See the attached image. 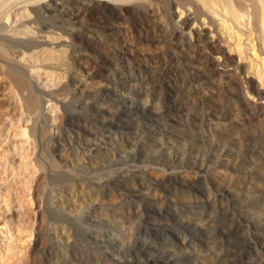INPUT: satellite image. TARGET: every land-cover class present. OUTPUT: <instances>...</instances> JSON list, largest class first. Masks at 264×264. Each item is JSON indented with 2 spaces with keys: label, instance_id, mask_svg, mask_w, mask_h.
Instances as JSON below:
<instances>
[{
  "label": "rangeland",
  "instance_id": "obj_1",
  "mask_svg": "<svg viewBox=\"0 0 264 264\" xmlns=\"http://www.w3.org/2000/svg\"><path fill=\"white\" fill-rule=\"evenodd\" d=\"M202 7L184 38L218 44L207 47L210 72L189 43L156 58L174 54L166 34L196 15L192 5L172 19L150 5L143 21L164 30L160 44L109 48L89 8L75 52L69 35L66 47L21 50L36 120L0 62V264H264V42L225 0ZM95 62L104 77L89 76ZM180 74L189 93L164 97Z\"/></svg>",
  "mask_w": 264,
  "mask_h": 264
},
{
  "label": "bare ground",
  "instance_id": "obj_2",
  "mask_svg": "<svg viewBox=\"0 0 264 264\" xmlns=\"http://www.w3.org/2000/svg\"><path fill=\"white\" fill-rule=\"evenodd\" d=\"M108 1H112L117 5H111ZM216 1L222 0H0V62H4L5 67L3 71L8 74L10 80L15 84V94L21 102V106L30 113V119L32 118L31 115L34 114L36 120L38 115L37 110L41 106L34 91H27L28 82H31V76L29 75V71L24 72L20 67L23 49H32L43 44H53V47H66L68 41L67 35H69L71 41L70 47H72L75 52L77 48H79L78 45H81L79 43H82L84 40L88 41L89 38L81 29V26H83L81 20L83 12L89 8L97 10L99 18L98 20L95 19L94 23L96 24L95 26H98L94 29H97L102 35L99 38L100 42L109 46V48L116 49V44L127 42L128 40L130 41V39L132 43L160 44L164 38L163 34L159 33L161 28L155 24L145 25L150 22L152 17L150 5H153V2L155 5H161L163 11L170 19L173 18L171 10L175 6L185 7L187 5H192L196 9V15L192 18H186L178 26L168 29L169 36L167 35L168 33L166 34L169 40L165 41L167 43L165 47L168 46L174 54L167 50L163 54L158 53L156 55L157 59L161 58V55H164L167 60L174 57L177 59L178 54L176 53L179 45L185 46L189 43L185 41L184 28L189 26L192 20L199 18L201 14L205 13L202 6L211 5V3H215ZM225 3L230 7L228 12L233 20H241L246 14L252 17V33H255L254 38L258 44L261 42L263 43L264 0H225ZM60 5L68 6L63 7L59 11L57 8ZM131 11L136 13L135 17L137 19H142L144 27H140L141 24H131L130 20L132 21L134 17L130 16L129 12ZM157 11L159 12V10ZM18 15L19 20H17ZM143 19L147 20V22L145 23ZM47 32L58 33L60 36L49 38ZM61 35H66L65 40L61 38ZM90 40L91 38L89 41ZM189 45L193 47L192 52L194 56L201 60L200 66L202 70L204 72H210L212 70L213 61L209 53L206 52L207 47L210 50L213 48L219 52L220 49L218 44L214 41H207L204 45L194 42L189 43ZM179 51L180 50H178V53ZM78 56L82 58L84 56L83 52ZM179 63L180 62H178L177 69L183 72L184 69L179 66L182 64ZM84 67L87 73V66L85 65ZM89 67L92 71V73L89 71V76L91 78L95 76L104 77V73L100 70L103 66L100 63L95 62L94 64H90ZM126 75L129 78L127 82H130L131 77L129 74ZM179 76L180 77H175L174 81L168 83L171 88L168 91H164V97L170 94L171 96L175 95L179 97L178 99L181 100L185 93H189L188 85H192L191 79H189L188 76H183V74ZM135 80H139V77H135ZM152 82L155 83L154 80H152ZM34 83L37 84V81ZM124 88V91L128 94L127 91L131 90L132 86H130V83H127ZM166 103L167 101L165 104ZM51 107H53V105ZM51 107L46 110L47 113L50 112ZM53 120L55 121L54 116ZM64 122L65 118H62L60 123L56 125H61ZM29 127L31 135H34L35 124L34 126L31 124L24 127L22 131L23 135L27 134V129ZM36 162L40 166L39 169H47V165H45L46 162H44L41 157H38ZM58 166L61 167L60 164ZM62 170L67 171L65 168ZM75 183H78V181ZM75 187L76 186L73 185L72 189H75ZM83 187L84 185H81L82 189Z\"/></svg>",
  "mask_w": 264,
  "mask_h": 264
}]
</instances>
